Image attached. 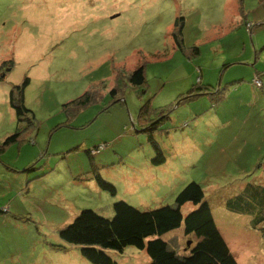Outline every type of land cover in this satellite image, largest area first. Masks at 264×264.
<instances>
[{"label":"rangeland","instance_id":"1","mask_svg":"<svg viewBox=\"0 0 264 264\" xmlns=\"http://www.w3.org/2000/svg\"><path fill=\"white\" fill-rule=\"evenodd\" d=\"M141 63L145 83L134 87L127 73ZM257 69L264 71V0H0V142L21 132L0 152V264H91L58 235L79 211L109 217L121 199L142 210L172 205L189 181L202 186L238 264H264L256 212L225 205H238L247 181L263 180ZM25 77L32 126L8 103ZM117 83L121 101L113 103ZM199 85L204 94L185 98ZM88 90L89 101L74 104ZM161 111L167 117L153 138L165 161L153 165L144 128ZM163 237L176 250L189 239L181 228ZM109 254L120 264L148 261L133 246Z\"/></svg>","mask_w":264,"mask_h":264},{"label":"trees","instance_id":"2","mask_svg":"<svg viewBox=\"0 0 264 264\" xmlns=\"http://www.w3.org/2000/svg\"><path fill=\"white\" fill-rule=\"evenodd\" d=\"M183 24L184 18L179 16L171 31L177 48L180 47ZM255 51L254 58H257ZM254 75L260 78L258 74ZM117 79L119 82L122 78ZM127 81L134 87L145 83L144 63L138 64L127 73ZM28 83L29 78L25 77L20 84L13 85L8 93V103L19 122L32 126L33 112L24 104V90ZM118 87L117 83V87L109 90L113 103L121 101L115 100ZM262 87L263 84L260 88ZM195 90L199 91L198 95L204 94L200 93L202 87L199 85L189 89L185 98L196 95ZM90 93V90L85 92L74 104H86L90 99ZM146 113V107L142 106L140 115ZM159 114L157 118L149 119L144 128L154 148V156L151 159L153 165H160L165 161V156L153 138V131L167 117L164 111ZM20 133L16 131L7 135L0 142V152L5 146L17 141ZM96 178L100 188L115 192V187L111 183L104 181L98 174ZM262 178V182L247 181L243 185V189L235 195V198L239 199L238 205L230 198L226 200L225 205L230 210L256 212L251 223L254 227L261 225L259 228L264 237V173ZM184 208H187L186 213L183 212ZM111 210L112 215L106 217L99 211L82 209L71 222L59 229L58 235L65 243L79 246L81 256L91 264H120L109 252H123L127 246L145 252L148 261L144 264H238L214 219L211 204L202 186L196 181L187 182L176 194L172 205L142 210L121 199L112 203ZM177 228H181L184 236L189 238L187 245L178 250L171 247L163 237Z\"/></svg>","mask_w":264,"mask_h":264},{"label":"built area","instance_id":"3","mask_svg":"<svg viewBox=\"0 0 264 264\" xmlns=\"http://www.w3.org/2000/svg\"><path fill=\"white\" fill-rule=\"evenodd\" d=\"M252 83L257 87H260L262 85L260 78H258L257 76H254ZM101 148L102 146H100L96 151H99V149Z\"/></svg>","mask_w":264,"mask_h":264},{"label":"crops","instance_id":"4","mask_svg":"<svg viewBox=\"0 0 264 264\" xmlns=\"http://www.w3.org/2000/svg\"><path fill=\"white\" fill-rule=\"evenodd\" d=\"M254 74H258L260 76L262 82L264 81V77H263L264 76V71L257 69V70H255ZM254 74H253V76H254ZM263 108H264V106H263ZM214 219H215V217H214Z\"/></svg>","mask_w":264,"mask_h":264},{"label":"clouds","instance_id":"5","mask_svg":"<svg viewBox=\"0 0 264 264\" xmlns=\"http://www.w3.org/2000/svg\"><path fill=\"white\" fill-rule=\"evenodd\" d=\"M249 24V23H248ZM248 26V25H247ZM249 30V29H248ZM250 32L252 31V30H249ZM255 76V75H254ZM254 76H253V78H254ZM253 78H252V80H253ZM261 80V79H260ZM262 83V82H261ZM254 85V84H253ZM255 86V85H254ZM261 87V86H260Z\"/></svg>","mask_w":264,"mask_h":264}]
</instances>
